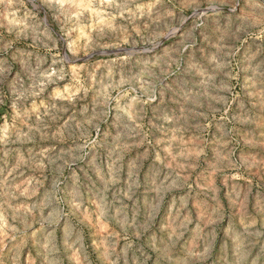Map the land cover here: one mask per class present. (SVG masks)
I'll return each mask as SVG.
<instances>
[{"label":"rangeland","instance_id":"rangeland-1","mask_svg":"<svg viewBox=\"0 0 264 264\" xmlns=\"http://www.w3.org/2000/svg\"><path fill=\"white\" fill-rule=\"evenodd\" d=\"M0 264H264V0H0Z\"/></svg>","mask_w":264,"mask_h":264}]
</instances>
